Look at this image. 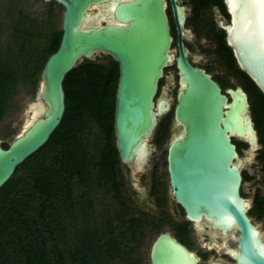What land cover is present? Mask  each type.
Masks as SVG:
<instances>
[{"label": "water", "instance_id": "water-1", "mask_svg": "<svg viewBox=\"0 0 264 264\" xmlns=\"http://www.w3.org/2000/svg\"><path fill=\"white\" fill-rule=\"evenodd\" d=\"M56 1L64 6L63 35L41 70L37 98L20 134L6 149L0 146V189L60 126L66 108L65 75L97 53L111 56L119 67L113 123L121 164L138 166L148 160L149 140L158 118L168 110V104L156 106L153 100L171 61L165 0ZM107 1L112 3L108 23L84 26L85 10ZM225 2L231 23L224 29L237 63L264 94V0ZM171 4L177 7L175 0ZM177 71L181 88L167 151L171 196L189 221L207 220L213 230L223 233L237 231L236 264H264L261 231L251 222L249 202L241 196L243 161L238 160L232 142L236 138L247 143L250 157L261 148L249 99L239 86L221 92L211 76L190 65L182 48ZM169 237L159 236L152 249V264H194L189 252Z\"/></svg>", "mask_w": 264, "mask_h": 264}, {"label": "trees", "instance_id": "trees-1", "mask_svg": "<svg viewBox=\"0 0 264 264\" xmlns=\"http://www.w3.org/2000/svg\"><path fill=\"white\" fill-rule=\"evenodd\" d=\"M16 14L10 27L18 43L13 51L0 52V122L19 85L38 86L41 70L62 38L51 29L49 44L38 49L32 45L35 33L22 29L28 20L20 10ZM118 75V63L109 55L104 62L86 59L65 75L60 126L0 189V264H137L126 239L139 237L142 214L132 213L115 146ZM243 77L237 79L249 97L261 146L256 159L264 173V94L248 75ZM169 120L157 124L159 146ZM232 142L238 153L248 147ZM96 197L107 200L104 216L95 210ZM249 213L264 222L260 190Z\"/></svg>", "mask_w": 264, "mask_h": 264}, {"label": "flooded vegetation", "instance_id": "flooded-vegetation-1", "mask_svg": "<svg viewBox=\"0 0 264 264\" xmlns=\"http://www.w3.org/2000/svg\"><path fill=\"white\" fill-rule=\"evenodd\" d=\"M23 1L28 7L31 5L32 0ZM38 1L46 4L48 7L46 9V17L50 21L59 24L55 31L60 33L62 37L63 4H60L56 0ZM111 4L110 1H107L92 4L88 7L85 10L84 26L106 25L108 23L107 20L111 17ZM175 4L177 7L174 9L171 0H165L168 28L171 36L169 49L171 61L169 66L163 70L162 78L158 82V88L153 99L156 106L163 103L168 104V110L160 117L164 119L170 116L167 137L161 143L162 146L165 142L167 147L161 155L154 158L153 152L158 147H161L155 144L154 135L149 143L152 149L151 155L142 164L144 173L150 180L149 190L144 193L145 196L149 195V202L146 204L140 201L136 202L133 196L127 192L130 199L136 202L135 206L140 211L139 213L142 214L139 217L142 218V230L139 237L137 236L138 238L126 239V241L129 242L127 244L128 248L132 250V259L137 264H152V249L161 234L169 235V238L174 239L182 248H185L189 252V256L194 259V264H236V258L233 256V253H238L237 243L239 234L237 231L231 229L223 233L220 230H213L210 225L211 223L207 220L201 223L189 221L185 217L183 209L172 198L171 190L167 192V196L165 197L163 185L156 179L158 175H163L161 169L166 167L164 174L169 185L167 151L169 143L173 138V114L177 103V93L181 88L177 71V58L180 56L181 48L190 65L194 68L202 69L211 76L220 87L221 92L225 93L227 88L214 75L212 72L214 70L231 75L232 82L237 83V85L228 88L239 86L248 97L243 83L240 85L237 79L238 76L244 78L243 76L247 74L240 69L235 52H233V48L229 44L228 31L224 29L226 25L231 23V15L225 0H175ZM22 14L26 20L30 16H35L28 12ZM98 57L96 54L93 60L99 62ZM226 96L229 98L227 94ZM157 122L159 123V121ZM134 166L120 163V168L124 174V181L125 177L131 175V170ZM256 171L257 166L249 167L248 172L250 175L241 171L242 182L251 181V175L255 174ZM261 182L259 181L260 184H262ZM131 190L133 191L130 188ZM251 205L252 202L250 203V207ZM249 209L248 216L251 222L260 229L261 239L264 242V222L262 221L260 226L257 225L254 221V215L249 213ZM163 225H165L166 230H160V227ZM155 233H158V236L152 238ZM181 247L179 249H182Z\"/></svg>", "mask_w": 264, "mask_h": 264}, {"label": "rangeland", "instance_id": "rangeland-1", "mask_svg": "<svg viewBox=\"0 0 264 264\" xmlns=\"http://www.w3.org/2000/svg\"><path fill=\"white\" fill-rule=\"evenodd\" d=\"M30 4L31 5L27 7L26 3L23 0H0V26L1 28L3 27L0 33L1 53H5L9 49L13 51L18 43V42H14L13 40V34H12V29L10 27V23L11 21L17 18L16 13L19 12V10L22 13L28 12L30 14L35 15V16H30L28 21H25L26 24L22 26V29L24 31L30 32L31 34L35 33L37 39H35L32 42V45H36L38 49H40L46 47L49 44L50 36H51L50 33L51 31H55L59 26V24L57 22L54 23L53 21H50L49 18L46 17V13H47L46 9L48 7L42 1L32 0ZM40 34H41V39L39 40ZM97 56H99L98 57L100 60L99 62H104L105 58L107 57L106 55H103L101 53H97ZM212 72L221 80L225 88L233 87L237 85V83L232 82L231 75L225 74L219 70H214ZM38 90H39V84L35 88H32L30 85H26V84L23 85L21 84L18 86V90L16 91L11 101V107L9 111L7 112L3 120L0 122V145H2L3 143L8 144L13 137L20 134L22 130V126L27 118V113L29 112V108L31 107L32 103L36 101ZM160 117L158 118V121L162 120ZM155 131L152 137L150 138V140L153 139L155 135ZM233 140L237 142H241L236 138H233ZM166 147L167 145L165 142L162 144L161 147H158L153 152L154 158H156V156L161 155V153H163L166 150ZM258 151L252 152L253 156L251 157L249 156L250 151L248 147L246 149H241V151L238 153V160L243 161L241 165L242 172L250 175L248 172L249 167L257 166L256 173L251 175L252 180L242 182L240 185V188L242 189V197L249 202V205L252 202L253 195L256 192L255 190H260L261 193L264 194V173L262 171V165L258 163L256 159ZM247 157L249 158V161L245 162V159H247ZM161 170L163 171V175H158L157 180H159L162 183L164 188V194L166 197L167 192L170 191L169 185L167 183V178L164 174V171H166V167H164ZM144 172L145 171L142 168V164H140L139 167L138 166L132 167L131 175L125 177V185L128 193L131 194V196H133V199H135L136 202L140 201L146 204L149 202V195L145 196L144 193L146 191L148 192L149 190L150 180L148 176L145 175ZM259 181H262L261 182L262 184H260ZM129 187L133 189L134 193H132L133 192L132 190L130 191ZM136 202H134L132 199L130 201L131 210L134 215L135 213L141 214L139 213L140 211L137 210V206H135ZM95 203H97L95 206V210L99 211L102 214V216H104L105 215L104 213L107 208V200L104 199L103 197L100 199L97 198V202L95 199ZM170 217L172 216L170 215ZM254 221L259 226L262 224V220L256 218L255 216H254ZM164 226L165 225L160 227V230H166V227ZM157 234L158 233H155L154 237L152 238H156L158 236Z\"/></svg>", "mask_w": 264, "mask_h": 264}, {"label": "bare ground", "instance_id": "bare-ground-1", "mask_svg": "<svg viewBox=\"0 0 264 264\" xmlns=\"http://www.w3.org/2000/svg\"><path fill=\"white\" fill-rule=\"evenodd\" d=\"M100 22V21H99Z\"/></svg>", "mask_w": 264, "mask_h": 264}]
</instances>
